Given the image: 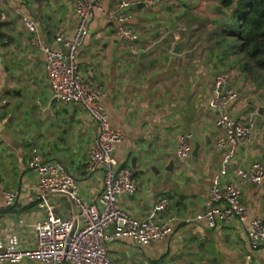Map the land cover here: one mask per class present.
<instances>
[{
	"label": "crops",
	"instance_id": "obj_1",
	"mask_svg": "<svg viewBox=\"0 0 264 264\" xmlns=\"http://www.w3.org/2000/svg\"><path fill=\"white\" fill-rule=\"evenodd\" d=\"M118 1L102 0V6ZM222 1L158 0L151 5L137 0L141 7L133 4L124 11L138 36L133 42L117 38L115 21L96 10L77 50L79 69L102 86L109 125L123 134L113 156L118 165L133 169L137 191L121 195L120 205L131 216L146 219L155 203L166 198L167 209L155 217L173 219L171 232L149 244L129 239L110 243L107 254L117 264H264V244L251 246L238 220L209 229L200 217L222 155L213 146L217 130L208 106L219 72L233 74L237 96L228 108L231 115L255 121L253 141L237 150L231 166L264 162V71L244 69L242 54L228 44L231 37L224 27L236 18L229 17ZM73 3L0 0L4 19L10 22L0 27L5 34L0 35V207L10 208L0 214L3 247H33V226L45 216L38 205L36 173L26 165L33 155L58 162L72 174L87 202H95L102 188L101 171L87 170L97 123L82 105H61L52 98L43 54L28 44L31 34L20 18L32 17L42 40L51 43L56 32L72 34ZM179 42L184 43L182 50L172 52ZM131 44L151 51L145 58L143 51L132 55ZM186 132L192 133V151L196 143L199 150L196 157L191 151L189 159L181 160L175 149ZM172 160L173 169L167 170ZM6 192H17L11 204ZM241 198L246 221L264 220V182L243 184ZM48 202L63 218L75 215L66 195L53 194ZM15 264L40 263L24 258Z\"/></svg>",
	"mask_w": 264,
	"mask_h": 264
},
{
	"label": "built area",
	"instance_id": "obj_2",
	"mask_svg": "<svg viewBox=\"0 0 264 264\" xmlns=\"http://www.w3.org/2000/svg\"><path fill=\"white\" fill-rule=\"evenodd\" d=\"M158 0H145L155 4ZM137 0H120L114 6L103 7L102 0H74L75 24L70 36L56 32L51 43L40 37V28L30 16L21 15L25 29L31 34L28 44L43 54V65L49 90L61 105L80 104L96 121L98 133L90 149L87 170L101 171L102 188L95 202H87L79 193L76 178L66 172L58 162L46 161L39 154L26 163L36 173L38 205L45 209L43 219L34 226L35 242L30 248L3 247L0 243V262L19 263L22 259H34L40 264H117L108 254L110 243L129 239L138 244H149L171 232L172 217L158 221L155 214L165 211L168 200H158L146 219L131 216L119 203V197L132 196L137 191L133 169L118 165L113 151L123 140V134L109 125L108 115L102 105L104 91L101 85L83 74L76 61L77 50L88 35L89 22L96 10L115 21L114 34L130 42L138 36L128 24L126 7ZM1 18H5L2 13ZM61 44L63 49L55 46ZM149 47L129 46L132 55L147 51ZM231 71L219 72L213 79V90L208 106L214 115L217 134L213 140L215 149L221 151L220 166L200 217L209 229L238 220L245 226L251 246L264 244V220L253 217L247 220V207L242 202L243 184L259 185L264 182V162L255 160L248 166H231L237 150L253 141V117L237 119L229 112V105L237 92ZM192 133L179 136L175 154L178 159L191 157ZM53 194L68 195L75 207V215L61 217L48 202ZM17 192H6V202L11 204ZM111 227V230H107Z\"/></svg>",
	"mask_w": 264,
	"mask_h": 264
},
{
	"label": "trees",
	"instance_id": "obj_3",
	"mask_svg": "<svg viewBox=\"0 0 264 264\" xmlns=\"http://www.w3.org/2000/svg\"><path fill=\"white\" fill-rule=\"evenodd\" d=\"M222 4L229 17L236 18L235 28L227 23L224 32L231 37L228 44L242 54L243 68L264 71V0H223Z\"/></svg>",
	"mask_w": 264,
	"mask_h": 264
},
{
	"label": "water",
	"instance_id": "obj_4",
	"mask_svg": "<svg viewBox=\"0 0 264 264\" xmlns=\"http://www.w3.org/2000/svg\"><path fill=\"white\" fill-rule=\"evenodd\" d=\"M143 5V3H137L136 4V7H141ZM132 7V6H131ZM128 8H130V7H126L124 10H126V9H128ZM3 13V10H0V27L2 26V25H7V24H9L10 22H9V20H7V19H4V18H1V14ZM0 35L1 36H4L5 34L4 33H1L0 32ZM184 47V43H182V42H179V43H176L173 47H172V49H171V51L172 52H174V53H179L181 50H182V48ZM148 51V50H147ZM147 51H143V53H142V58H145L146 57V55H147ZM151 51V49L148 51V52H150ZM260 109H261V107H260ZM177 147V146H176ZM198 150H199V144H195V147H194V149H193V151H192V155H193V157H196L197 156V154H198ZM159 156V155H158ZM167 157H169V158H171L170 157V155H166ZM147 161H145V163H146ZM173 164H174V162H173V160L169 163V166L168 167H166V169L167 170H172L173 168ZM153 168V167H152ZM69 199H70V197L68 196V195H66ZM71 200V199H70ZM74 208V213H75V207H73ZM10 210V208H3V207H0V214L1 213H4V212H7V211H9Z\"/></svg>",
	"mask_w": 264,
	"mask_h": 264
},
{
	"label": "rangeland",
	"instance_id": "obj_5",
	"mask_svg": "<svg viewBox=\"0 0 264 264\" xmlns=\"http://www.w3.org/2000/svg\"><path fill=\"white\" fill-rule=\"evenodd\" d=\"M233 24H234V28H235V23L233 22ZM262 80H264V75H263V77L261 78V81H262Z\"/></svg>",
	"mask_w": 264,
	"mask_h": 264
}]
</instances>
